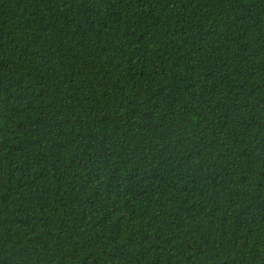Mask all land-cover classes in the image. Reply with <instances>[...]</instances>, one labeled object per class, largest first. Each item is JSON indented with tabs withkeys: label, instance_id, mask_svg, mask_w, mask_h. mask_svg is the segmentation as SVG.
<instances>
[{
	"label": "trees",
	"instance_id": "trees-1",
	"mask_svg": "<svg viewBox=\"0 0 264 264\" xmlns=\"http://www.w3.org/2000/svg\"><path fill=\"white\" fill-rule=\"evenodd\" d=\"M0 264H264V0H0Z\"/></svg>",
	"mask_w": 264,
	"mask_h": 264
}]
</instances>
